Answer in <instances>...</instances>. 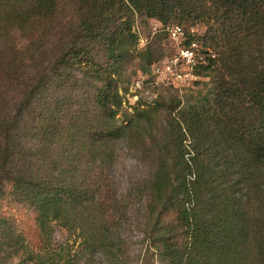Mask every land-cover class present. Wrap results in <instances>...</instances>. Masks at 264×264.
<instances>
[{
	"label": "trees",
	"instance_id": "16d2710c",
	"mask_svg": "<svg viewBox=\"0 0 264 264\" xmlns=\"http://www.w3.org/2000/svg\"><path fill=\"white\" fill-rule=\"evenodd\" d=\"M137 15L213 22L202 45L223 57L202 68L216 72L213 101L170 123L196 154H158L132 196L111 174L115 144L142 145L150 126L137 108L117 120ZM135 196L153 240L143 264H264V0H0V264L121 251ZM7 198L36 215L38 245Z\"/></svg>",
	"mask_w": 264,
	"mask_h": 264
},
{
	"label": "rangeland",
	"instance_id": "374dc122",
	"mask_svg": "<svg viewBox=\"0 0 264 264\" xmlns=\"http://www.w3.org/2000/svg\"><path fill=\"white\" fill-rule=\"evenodd\" d=\"M212 23L208 25L207 22L202 21L200 24H195L178 16L173 22L164 25L156 19H149L143 15L136 16L132 29L138 41L137 45L129 44V52L120 73L123 105L119 110L117 120L118 125L126 124L125 114H133L137 108L136 110L150 113L148 119L150 126L142 133V145L136 147L127 141H118L115 144L117 161L112 170L111 180L117 186L119 193L132 191V196H134L136 193L133 191L137 189L139 182L155 171V157L158 154L177 157L182 149L192 156L196 154L195 139L189 132H186V139L180 143L179 129L177 127L175 133L174 130L171 132L170 123L179 111L191 107L200 110L202 106L213 101L216 93V72L214 70L203 71L204 68L199 67L196 71L197 80L191 81L190 86H184L179 85L178 81L172 82L165 79L163 81L162 78L153 75L152 69L155 64H162L178 56L179 50L188 45L191 39L202 46V36ZM172 24L182 25L187 34L192 28L196 33L194 37H186L182 42L183 45H177L170 41L166 33V28ZM204 48H209L216 53L217 64L214 66L216 69L221 65L223 49L215 46ZM139 200L138 197H133L130 208L133 215H130V222L122 231L120 239L123 249L121 251L116 249L113 252L98 251L91 256L87 255L84 257L85 264H143L145 257L151 256L152 250L148 252L147 247L152 245V233L145 227L146 221L137 212L140 210ZM1 206L2 212L11 217L27 239L34 242V245H38L34 212L22 204L12 202L10 198L3 201ZM141 222L144 227L140 224ZM56 239L63 242L68 239V234L59 229L56 232ZM74 239V236L70 237L71 245ZM79 241H76L74 250Z\"/></svg>",
	"mask_w": 264,
	"mask_h": 264
},
{
	"label": "built area",
	"instance_id": "2783aa9c",
	"mask_svg": "<svg viewBox=\"0 0 264 264\" xmlns=\"http://www.w3.org/2000/svg\"><path fill=\"white\" fill-rule=\"evenodd\" d=\"M166 33L170 41L181 45L186 37H194L196 31L192 28L187 34L182 25L172 24L166 28ZM216 59L217 55L214 51L191 40L188 45L179 50L178 56H175L174 59L162 64H155L152 73L154 76L162 78L163 81L164 79L172 82L178 81L179 85L190 86L191 81L197 80L196 71L198 68L207 67Z\"/></svg>",
	"mask_w": 264,
	"mask_h": 264
}]
</instances>
